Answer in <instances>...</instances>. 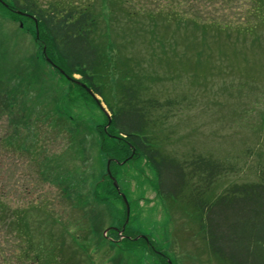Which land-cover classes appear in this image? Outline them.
Returning a JSON list of instances; mask_svg holds the SVG:
<instances>
[{
    "label": "rangeland",
    "instance_id": "374dc122",
    "mask_svg": "<svg viewBox=\"0 0 264 264\" xmlns=\"http://www.w3.org/2000/svg\"><path fill=\"white\" fill-rule=\"evenodd\" d=\"M33 1L42 8L60 9L82 2ZM167 1L130 0L124 10H137L141 6L140 15L136 19H123L127 24L125 32L129 33L127 39L133 38L135 42L128 46V52L141 55L138 57L144 60L150 58L152 69L161 76L175 78L158 83L153 89L154 96L160 100L173 97L186 101L171 122L172 145L167 144L166 150L176 153L180 159L199 153L234 163L236 170L221 181L220 190L233 182H254L258 179L257 172L264 169V0ZM85 2L99 8L96 0ZM0 3L13 5L12 0H0ZM169 4L176 13L192 17L189 20L196 27H178L177 18L146 19L148 12L168 10ZM1 9L0 55L5 52L13 55L20 69L38 68L39 76L45 79L41 86L48 90L52 85L56 94L54 100L51 93L49 100H42L39 111L45 127L33 122V127L28 128L30 141L13 145L17 147L16 154L12 152L15 156L11 157L14 161L12 183L18 188L17 205L43 199L48 214L62 216L59 227H71L81 235L92 251V261H88L91 264H165L166 258L172 264H223L212 256L187 213L167 209L155 190V173L140 163L124 167L130 169L129 181L120 174L116 182L131 204L128 232L149 236L155 251L125 253L119 250L121 247L100 237L111 226H118L123 208L114 197L104 198L105 185L99 182L107 174L109 159H102L92 144L97 139L95 127L104 121L103 115L95 104L77 98V92L69 96L73 105H68L69 82L35 57L38 55L34 44L35 23L21 15L15 19ZM145 28L149 32L143 33ZM151 31H154L153 37ZM160 40L177 46L162 53ZM151 42L158 51L154 57L150 53ZM74 79L80 80V77L76 75ZM103 108L106 109L104 105ZM0 111L4 114L0 122L1 136H4L5 129L8 130L5 118L8 111L2 108ZM63 117L83 121L92 134L78 132V126H72ZM14 121L21 122L18 118ZM41 127L46 128L45 135H41L44 131ZM17 132L21 134L24 130L17 129ZM25 135L28 132L15 138ZM4 137L3 143L7 141ZM39 141L45 146L46 183L38 177L40 172L37 173L34 164L39 160ZM27 144L34 162L24 155L26 149L19 147ZM4 157L2 154L0 161ZM68 182L73 186L68 187ZM26 187L29 195H17Z\"/></svg>",
    "mask_w": 264,
    "mask_h": 264
},
{
    "label": "trees",
    "instance_id": "16d2710c",
    "mask_svg": "<svg viewBox=\"0 0 264 264\" xmlns=\"http://www.w3.org/2000/svg\"><path fill=\"white\" fill-rule=\"evenodd\" d=\"M12 1L13 5L8 6L0 3V9L15 19L20 15L13 10L36 19L38 38H34V44L38 48V57H35L69 82L68 105H73L69 96L77 92V98L95 104L102 113L104 121L96 125L97 139L92 145L98 148L102 159H114L110 170L115 180L122 174L129 181L130 169L124 168L129 164L133 167L140 163L143 168L148 165L155 173V190L167 209L187 213L218 262L264 264V169L257 172L258 179L254 182H233L220 190L221 181L236 170L234 163L199 153L180 159L176 153L166 150L167 144L172 145L174 126L171 122L186 101L155 97L153 89L158 83L175 78L161 76L152 69L150 58L144 60L138 57L141 55L128 52V46L135 42L133 38L127 39L128 32L124 28L127 24L123 19L138 18L141 6L137 10L129 8L127 12L124 7H129L130 0H96L99 8L82 0L81 4L71 3L61 9L56 6L42 8L33 0ZM168 7V10L161 8L153 14L148 12L146 19L163 16L167 20L179 19L175 22L178 27L196 25L189 20L192 17L176 13L171 4ZM25 18L34 24L31 18ZM142 32L147 33L149 29H142ZM151 32L153 37L154 31ZM158 45L165 53L177 43L165 44L160 40ZM151 47L150 53L154 57L158 51L152 42ZM0 56V108L8 111H5L8 113L5 137L1 136L0 128V157L5 156L4 161H0V264H91L88 261H92V251L81 235L71 227H59L62 216L48 214L43 199L17 205L18 188L12 183L11 171L14 165L11 157L15 156L12 152L16 154L17 147L13 145L30 141L28 128L33 127V122L45 127L39 109L43 106V99L49 100L51 93L54 100L56 94L52 85L48 90L41 86L45 79L39 76L38 68L24 66L25 71L18 67L19 62L16 63L13 55L5 52ZM3 56L8 59L4 60ZM76 75L80 80L74 79ZM113 79L114 83L111 82ZM100 104L106 107L109 120ZM13 116L21 122L15 123ZM2 119L4 114L0 111V122ZM65 120L78 126V132L91 133L83 121L77 119L76 122L71 117ZM17 129L24 130V133L19 134ZM40 130L44 129L41 127ZM27 132L25 137L15 138ZM46 133V128L42 134L39 131L41 135ZM3 137L7 140L5 143ZM19 147L26 149L24 155L33 161L30 146ZM37 152L39 160L33 162L37 173L40 172L38 177L46 183L43 169L46 154L41 141ZM116 161L126 162L120 165ZM99 182L105 185L104 198L114 197L123 207L118 226H111L100 237L121 247L119 250L125 253L151 254L155 251L152 242L148 246L141 238L120 240L119 230L126 219L125 204L108 174H104ZM72 186L68 182V187ZM19 194L29 195L28 187ZM128 225L129 222L124 233L133 239L136 235L128 232ZM167 260L165 264H169Z\"/></svg>",
    "mask_w": 264,
    "mask_h": 264
},
{
    "label": "water",
    "instance_id": "95a60500",
    "mask_svg": "<svg viewBox=\"0 0 264 264\" xmlns=\"http://www.w3.org/2000/svg\"><path fill=\"white\" fill-rule=\"evenodd\" d=\"M15 13H17L18 15H21V16L29 17V18H31V19L34 21V23H35V28H36V34H35V37L38 38V33H37V21H36V19H35L32 15H29V14H27V13H23V12H21V11H15ZM21 27H22V26H21ZM43 52H44V50H43ZM46 61L49 62V60H48L47 58H46ZM88 92H89V94H90L92 97L95 98V100H96L97 103H98V99L93 95V93H92L91 91H89V90H88ZM99 107H100L101 109H103V111H104V112L106 113V115L108 116V120H109L110 116H109V114L105 111V109L103 108V106L100 104ZM109 166H110V161H108V163H107V174L110 176V179L113 181V185H114L115 189L119 192L118 184H117L115 178L112 177V175H111V173H110ZM119 194L121 195L122 200H123V202H124V204H125V207H126V213H127V219H128V217H129V204H128V202H127V199H126L125 195H124L123 193H121V192H119ZM106 232H107V231H106ZM106 232H105V233H106Z\"/></svg>",
    "mask_w": 264,
    "mask_h": 264
},
{
    "label": "flooded vegetation",
    "instance_id": "af4514ba",
    "mask_svg": "<svg viewBox=\"0 0 264 264\" xmlns=\"http://www.w3.org/2000/svg\"><path fill=\"white\" fill-rule=\"evenodd\" d=\"M134 154V152H132V155ZM132 155L130 156V158H132ZM114 159H109V161H110V165H111V163L112 162H114L113 161ZM126 161H124V162H122V163H120V162H115V163H117V164H120V165H122L123 163H125ZM109 169H110V166H109ZM110 173H111V171H110ZM110 177V176H109ZM113 177V176H112ZM114 178V177H113ZM120 192V191H119ZM121 196V195H120ZM126 197V196H125ZM127 199V198H126ZM129 204V203H128ZM129 218H130V205H129V217H128V219H127V213H126V219H125V222H124V225L122 226V228L119 230V236L121 237L120 238V240L121 239H123V238H128V239H131V240H138V239H143L145 242H146V244L147 245H151V240H150V238H148L147 236H139L138 234L136 235V237H134L133 239H132V237H130V236H127L124 232H125V226H126V224L129 222ZM167 262L169 263V264H172V262H170L169 261V259L167 260Z\"/></svg>",
    "mask_w": 264,
    "mask_h": 264
}]
</instances>
